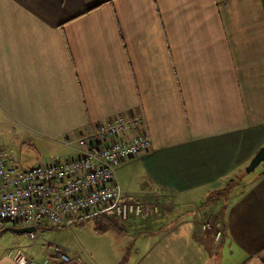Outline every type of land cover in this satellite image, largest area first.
<instances>
[{"label":"crops","instance_id":"1","mask_svg":"<svg viewBox=\"0 0 264 264\" xmlns=\"http://www.w3.org/2000/svg\"><path fill=\"white\" fill-rule=\"evenodd\" d=\"M117 114L140 115L151 140L117 167L141 163L151 183L135 189L138 200L117 180L151 208L119 225L138 229L122 264H264V168L244 172L264 145V0H0V145L9 164H42L23 161L31 140L65 148L47 162L71 157L64 138ZM215 183L228 189L219 214L193 203ZM210 214L219 239L202 229ZM32 227L34 239L15 231L20 224L0 229V264H16L15 247L66 263L49 240L65 227Z\"/></svg>","mask_w":264,"mask_h":264},{"label":"built area","instance_id":"2","mask_svg":"<svg viewBox=\"0 0 264 264\" xmlns=\"http://www.w3.org/2000/svg\"><path fill=\"white\" fill-rule=\"evenodd\" d=\"M62 143L76 151L73 156L27 168L9 164L0 145V229L8 222L71 229L77 222L101 215L123 221L145 217L147 205L126 194L116 178L123 161L151 146L140 115H114ZM202 229L213 231L215 239L221 237L222 229L211 214ZM28 234L35 238L34 231ZM55 254L60 262L70 259L60 247ZM8 255L16 264L50 263L47 257L35 260L20 247L9 249Z\"/></svg>","mask_w":264,"mask_h":264},{"label":"rangeland","instance_id":"3","mask_svg":"<svg viewBox=\"0 0 264 264\" xmlns=\"http://www.w3.org/2000/svg\"><path fill=\"white\" fill-rule=\"evenodd\" d=\"M31 141V148L27 146L26 149L31 152V156L27 159L23 158L25 163L26 161H34L36 158L40 161L39 163H43L44 161L47 162L48 160H52L54 156L60 155L62 157L66 152L64 147H61L51 141L38 143ZM7 144L8 143H6V145ZM16 150L19 151L17 148ZM263 164L264 162L260 163L253 171L250 172L262 170V168H264L262 167ZM122 166L116 170V177L120 186L122 184H126L125 190L130 193L131 197H134V199L138 198V200L143 199L142 196H137L133 193L135 192V189H138L139 187L145 189V187L151 184H148V176L145 173L143 165L132 160ZM244 172L247 173V171ZM232 178L233 180H230L227 188H234L237 184H239L241 176L236 175ZM222 185L223 184L215 183L207 187L205 186L198 191L193 203L196 202L198 204H202L204 208L208 207L210 211L219 214L221 210V202H223V200H219L218 197H220V199L221 197H224L228 190L223 188ZM192 208L193 206L187 209L191 210ZM146 211L147 214L145 217L151 212V208H146ZM102 216L109 218V221L113 222L114 220H118L123 223L117 222L116 224H118V227L111 228L107 225V222H96L98 219L93 218L86 220L85 223L80 226H72L71 229L60 228L53 231L49 240L54 244H57L64 251H66L67 248L74 249L75 256L79 258L76 261L74 259H69L70 261L64 264H73L74 261L77 264H122L126 260L129 261L131 252L135 247L136 233L138 232V229H135L134 234L131 233L134 226L128 228V231L120 232L119 225L125 226L127 224V220L129 221L133 217H129L126 221H123L115 216L101 215L98 217ZM218 224L220 227L222 226L220 221H218ZM9 234L11 233L9 232ZM128 249H130V253L127 251ZM67 253L71 258V253L69 251Z\"/></svg>","mask_w":264,"mask_h":264},{"label":"water","instance_id":"4","mask_svg":"<svg viewBox=\"0 0 264 264\" xmlns=\"http://www.w3.org/2000/svg\"><path fill=\"white\" fill-rule=\"evenodd\" d=\"M264 162V145H262L259 150L255 153V155L252 157L250 162L248 163L246 167V171H252L254 170L260 163ZM34 228L31 227H25L21 229H17L15 231H31Z\"/></svg>","mask_w":264,"mask_h":264},{"label":"trees","instance_id":"5","mask_svg":"<svg viewBox=\"0 0 264 264\" xmlns=\"http://www.w3.org/2000/svg\"><path fill=\"white\" fill-rule=\"evenodd\" d=\"M104 221V220H103ZM105 223L107 222V225L111 228H116L118 227V224H116L118 221L117 220H114L113 222L112 221H109V218H106V221H104Z\"/></svg>","mask_w":264,"mask_h":264}]
</instances>
